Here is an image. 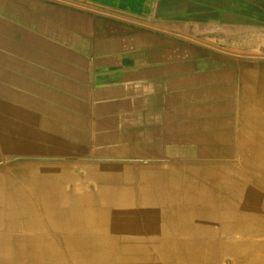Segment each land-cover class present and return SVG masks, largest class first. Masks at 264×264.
<instances>
[{
  "label": "crops",
  "instance_id": "obj_1",
  "mask_svg": "<svg viewBox=\"0 0 264 264\" xmlns=\"http://www.w3.org/2000/svg\"><path fill=\"white\" fill-rule=\"evenodd\" d=\"M173 255L264 264V0H0V264Z\"/></svg>",
  "mask_w": 264,
  "mask_h": 264
},
{
  "label": "bare ground",
  "instance_id": "obj_2",
  "mask_svg": "<svg viewBox=\"0 0 264 264\" xmlns=\"http://www.w3.org/2000/svg\"><path fill=\"white\" fill-rule=\"evenodd\" d=\"M55 211V210H54ZM58 212V211H57ZM56 212V213H57ZM90 226V225H89ZM107 226V225H106ZM84 227V226H83ZM93 227V226H92ZM81 227H72V226H54L53 229L49 230V231H46L45 233H54V234H61V235H68V234H75V233H78V234H84L86 233L87 231V228H86V231H76L78 229H80ZM89 228V227H88ZM112 228V227H110ZM117 228H122V227H114L112 228V230H102L100 231L101 234L105 235V234H121L122 231H120L119 229ZM165 232V231H163ZM44 233V232H42ZM92 235V234H91ZM181 235V234H180ZM99 236V235H97ZM61 237V236H60ZM63 237V236H62ZM95 237V236H93ZM73 238V237H72ZM75 238V237H74ZM79 238V236H78ZM109 238V237H108ZM71 241V240H70ZM123 242V241H122ZM126 242V241H125ZM174 242V241H173ZM92 243V242H91ZM103 243V242H102ZM121 243V242H120ZM164 243V242H163ZM51 244V243H50ZM119 244V243H118ZM148 244V243H147ZM170 244V243H169ZM140 245V246H139ZM162 245V244H161ZM117 246V245H116ZM120 246V245H119ZM166 247V246H165ZM104 248V247H103ZM124 250H131V251H134V250H139L141 249V244H133V245H130V243H123V247H122ZM105 249V248H104ZM103 249V250H104ZM120 249V248H119ZM153 249V248H152ZM201 249V248H200ZM88 250V249H87ZM172 250H177V251H181V247L178 246V243L174 242L172 243ZM58 251V250H57ZM96 251V250H95ZM120 252V251H119ZM154 252V251H153ZM82 253V252H81ZM95 253V252H94ZM172 253V252H170ZM157 257V256H156ZM89 258V257H88ZM83 259V258H82ZM87 259V258H86ZM81 260V258H80ZM102 260V259H101ZM181 257H179V255H175L174 257H172V261H173V264H178L180 261H181ZM39 261V260H38ZM41 261V260H40ZM73 261V260H72ZM43 263V262H42ZM78 263V262H77ZM87 263V262H86ZM186 263V262H185ZM75 264V263H74ZM92 264V263H91ZM131 264V263H130Z\"/></svg>",
  "mask_w": 264,
  "mask_h": 264
},
{
  "label": "water",
  "instance_id": "obj_3",
  "mask_svg": "<svg viewBox=\"0 0 264 264\" xmlns=\"http://www.w3.org/2000/svg\"><path fill=\"white\" fill-rule=\"evenodd\" d=\"M63 3L68 4V5H72V6H75V7L83 8V9H85V10H88V11H91V12H94V13H97V14H100V15H105V16H109V17L117 18V19H120V20H123V21L129 22V23H132V24H135V25L141 26V27H145V28H149V29L155 30V31L165 32V31H163V30H160V29H157V28L151 27V26H149V25H146L145 23H139V22H137V21H133V20H130V19H123V18H120V17L118 18V17L110 16V15L105 14V13H102V12H100V11H96V10H92V9H87V8L81 7V6L76 5V4H73V3H67V2H63Z\"/></svg>",
  "mask_w": 264,
  "mask_h": 264
},
{
  "label": "rangeland",
  "instance_id": "obj_4",
  "mask_svg": "<svg viewBox=\"0 0 264 264\" xmlns=\"http://www.w3.org/2000/svg\"><path fill=\"white\" fill-rule=\"evenodd\" d=\"M172 241H174V242H177V243H179V242H181V243H186V240H183L182 238H180V237H174L173 239H172ZM172 241H169V240H167V239H164L163 241H161V242H166V243H171ZM160 248V246H156V249H159ZM155 249V248H154ZM175 255H173L172 257H174Z\"/></svg>",
  "mask_w": 264,
  "mask_h": 264
}]
</instances>
